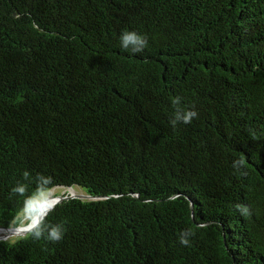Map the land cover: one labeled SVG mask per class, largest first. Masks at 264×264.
<instances>
[{"label": "trees", "instance_id": "obj_1", "mask_svg": "<svg viewBox=\"0 0 264 264\" xmlns=\"http://www.w3.org/2000/svg\"><path fill=\"white\" fill-rule=\"evenodd\" d=\"M38 176L86 198L0 264H264V0H0L1 228Z\"/></svg>", "mask_w": 264, "mask_h": 264}, {"label": "clouds", "instance_id": "obj_2", "mask_svg": "<svg viewBox=\"0 0 264 264\" xmlns=\"http://www.w3.org/2000/svg\"><path fill=\"white\" fill-rule=\"evenodd\" d=\"M121 47L125 50H131L132 53H140L148 46V40L145 35L138 34L135 31H124L120 36ZM180 97L173 99V104L176 106L174 118L169 123L176 127L177 122L190 124L194 118L198 116L195 110H185L180 107ZM29 174L24 173L27 179ZM51 183V177L38 176L37 187L31 195H26L27 186L18 184L13 188V192L24 196L23 210L24 222L23 224L14 225L19 235H30L35 240H47L52 243L60 242L65 234L63 224H50L47 217L55 210L58 203L55 199L51 198L47 186ZM244 214H250L247 208L241 209ZM182 234L181 243L187 244L188 241L183 238Z\"/></svg>", "mask_w": 264, "mask_h": 264}, {"label": "rangeland", "instance_id": "obj_3", "mask_svg": "<svg viewBox=\"0 0 264 264\" xmlns=\"http://www.w3.org/2000/svg\"><path fill=\"white\" fill-rule=\"evenodd\" d=\"M64 192H67V194H71V195H76L77 194V193H75L74 191H71V190L59 191V192H58V190H52V191H50L48 193H49V195H50L51 198H53V199L56 200L55 196L64 194ZM23 215H25L24 212H23ZM23 222H24V220L20 224H23ZM9 234H11V233L0 231V238H2L5 235H9ZM25 236H27V235H19L17 233L15 235H11V236H9L7 238H4L3 240L15 241V240H17L19 238H22V237H25Z\"/></svg>", "mask_w": 264, "mask_h": 264}, {"label": "water", "instance_id": "obj_4", "mask_svg": "<svg viewBox=\"0 0 264 264\" xmlns=\"http://www.w3.org/2000/svg\"><path fill=\"white\" fill-rule=\"evenodd\" d=\"M72 197H75V198H86V196H83V195H76V196H71V195H64V196H62V195H58V196H55V198L58 199V203H60L63 200H68V199H70ZM23 220H24V218L22 219V221ZM14 229H15V227H10V228H1L0 227V231H9V230H14ZM3 239L4 238H0V240H3Z\"/></svg>", "mask_w": 264, "mask_h": 264}, {"label": "bare ground", "instance_id": "obj_5", "mask_svg": "<svg viewBox=\"0 0 264 264\" xmlns=\"http://www.w3.org/2000/svg\"><path fill=\"white\" fill-rule=\"evenodd\" d=\"M56 201H58V199H56ZM2 232H8V233H11V234H9V235H5V236H3L2 238H7V237H9V236H11V235H15V234H17V230H16V229H14V230H9V231H2Z\"/></svg>", "mask_w": 264, "mask_h": 264}]
</instances>
